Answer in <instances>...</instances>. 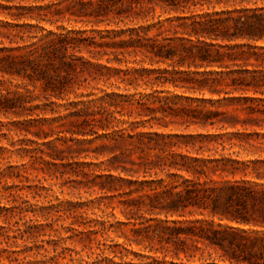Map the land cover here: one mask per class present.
I'll return each instance as SVG.
<instances>
[{"label": "trees", "instance_id": "trees-1", "mask_svg": "<svg viewBox=\"0 0 264 264\" xmlns=\"http://www.w3.org/2000/svg\"><path fill=\"white\" fill-rule=\"evenodd\" d=\"M33 1L41 4L0 9L14 8L7 15L16 21L56 24L69 16L91 29L1 46L0 73L39 84L56 99H62L56 90L71 92L89 80L117 90H103L59 117L75 119L72 136L106 141L101 148L110 157L109 173L98 176L104 178L98 183L102 197L92 202L118 198L124 209L153 215L134 233L171 250L181 262L171 264H264V232L244 228L264 229V186L236 179H263L264 171L231 155L204 156L242 138L210 130L263 121L264 0L253 6L244 5L246 0ZM13 37L22 40L18 33ZM83 50L88 57L75 55ZM1 91V114L39 108L27 107L33 97L26 85ZM166 119L205 133L163 134L147 126L155 121L167 127ZM196 212L211 219L183 220Z\"/></svg>", "mask_w": 264, "mask_h": 264}, {"label": "rangeland", "instance_id": "rangeland-1", "mask_svg": "<svg viewBox=\"0 0 264 264\" xmlns=\"http://www.w3.org/2000/svg\"><path fill=\"white\" fill-rule=\"evenodd\" d=\"M254 1L246 0L243 4L249 2L248 5L253 6ZM17 4L30 7L41 3L0 0L2 6ZM257 4L260 6L261 2ZM8 12L17 11L14 8L10 11L0 9V47L28 45L48 32L91 29L90 25L75 23L69 16L51 24L49 21H16L7 15ZM17 33L22 40L13 37ZM75 55L89 56L85 50ZM0 81L4 82L0 84V94H4L1 90L12 89L14 85H26L33 97L27 107H39L29 111L17 110L16 115L0 113V264H156L153 259L159 264L181 263L171 250L160 249L157 242H148L143 240L142 233H134L148 224L147 220L153 215L124 209L118 198L92 202L102 197L98 183L104 178L98 176L109 173L106 168L110 157L101 148L106 141L95 139L96 135L72 136L71 131L77 128L71 123L75 119L59 120L70 111L80 110L81 102L91 101L101 91H117L115 86L89 80L79 88L74 85L71 92L61 94L62 89L56 90L55 95L62 96V99H56L50 96V92H43L39 84L33 85L22 78L0 73ZM73 103L78 106L74 107ZM165 121L167 127L155 121L147 126H153L150 131L163 134L205 133L194 126L171 123L169 119ZM94 129L101 135L100 130ZM210 133L241 134L242 138H232L235 145L232 148L226 145L224 151L219 148L217 154L204 152L205 157L231 155L241 161L257 162L251 166L264 171V112L263 121L248 122L244 127L238 125L234 130L212 129ZM111 174L117 176L115 171ZM240 178L264 186V178L256 179L250 174L236 176V179ZM197 219L211 218L206 212L203 216L196 212L186 215L183 220ZM214 222L218 223L216 218ZM102 228L105 229L103 235L89 234ZM244 228L264 232L259 227ZM180 258L186 261L182 254ZM191 262H197V256Z\"/></svg>", "mask_w": 264, "mask_h": 264}]
</instances>
